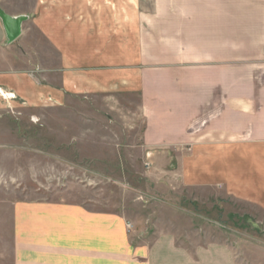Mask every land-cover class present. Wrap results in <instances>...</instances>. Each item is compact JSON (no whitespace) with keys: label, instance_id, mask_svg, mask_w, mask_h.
Here are the masks:
<instances>
[{"label":"crops","instance_id":"0c3cea01","mask_svg":"<svg viewBox=\"0 0 264 264\" xmlns=\"http://www.w3.org/2000/svg\"><path fill=\"white\" fill-rule=\"evenodd\" d=\"M43 3L37 26L59 65L42 80L1 66L4 95L54 108L137 96L141 147L156 170L177 165L190 185L231 192L248 179L264 192V0ZM6 36L0 19V53ZM14 207V264H240L228 246L191 252L169 232L138 242L125 215L86 203Z\"/></svg>","mask_w":264,"mask_h":264},{"label":"rangeland","instance_id":"374dc122","mask_svg":"<svg viewBox=\"0 0 264 264\" xmlns=\"http://www.w3.org/2000/svg\"><path fill=\"white\" fill-rule=\"evenodd\" d=\"M44 1L0 0L6 13L27 16L19 39L9 43L6 36L0 67L39 80L45 69L58 67L59 55L37 26ZM5 91L8 95L0 91V264H14V206L32 200L121 213L136 225L138 242L169 232L191 252L225 245L240 264H264V192H255L248 179L240 192L236 185L231 192L229 185L226 190L190 185L173 169L177 165L156 170L141 147L137 96L76 98L54 108L30 106Z\"/></svg>","mask_w":264,"mask_h":264},{"label":"water","instance_id":"95a60500","mask_svg":"<svg viewBox=\"0 0 264 264\" xmlns=\"http://www.w3.org/2000/svg\"><path fill=\"white\" fill-rule=\"evenodd\" d=\"M27 16H12L0 8V19L2 20L8 42L13 43L22 34V25Z\"/></svg>","mask_w":264,"mask_h":264},{"label":"built area","instance_id":"2783aa9c","mask_svg":"<svg viewBox=\"0 0 264 264\" xmlns=\"http://www.w3.org/2000/svg\"><path fill=\"white\" fill-rule=\"evenodd\" d=\"M129 227L131 228L132 226L130 225Z\"/></svg>","mask_w":264,"mask_h":264}]
</instances>
